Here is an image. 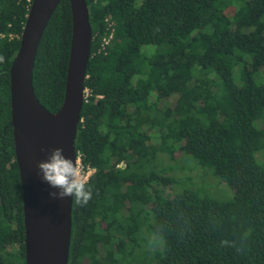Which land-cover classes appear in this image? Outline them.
<instances>
[{
	"label": "trees",
	"instance_id": "trees-1",
	"mask_svg": "<svg viewBox=\"0 0 264 264\" xmlns=\"http://www.w3.org/2000/svg\"><path fill=\"white\" fill-rule=\"evenodd\" d=\"M30 3L0 0V264H24L9 68ZM86 3L92 40L75 151L92 169L93 195L72 202L68 264H264V0ZM71 25L60 0L36 51L33 88L51 112L63 100ZM177 150L180 169L199 166L232 196L172 175ZM154 231L165 244L149 243Z\"/></svg>",
	"mask_w": 264,
	"mask_h": 264
},
{
	"label": "water",
	"instance_id": "water-1",
	"mask_svg": "<svg viewBox=\"0 0 264 264\" xmlns=\"http://www.w3.org/2000/svg\"><path fill=\"white\" fill-rule=\"evenodd\" d=\"M60 0H31L9 68L10 117L24 223V264H68L71 197L54 199L37 163L54 148L76 162L75 138L85 97L92 29L86 0H69L71 38L60 107L51 112L35 95L32 72L39 41Z\"/></svg>",
	"mask_w": 264,
	"mask_h": 264
},
{
	"label": "clouds",
	"instance_id": "clouds-1",
	"mask_svg": "<svg viewBox=\"0 0 264 264\" xmlns=\"http://www.w3.org/2000/svg\"><path fill=\"white\" fill-rule=\"evenodd\" d=\"M4 57L0 56V63ZM38 173L43 181L55 191L49 193L54 199H65L71 197L76 205L84 206L92 199V189L88 187V181L84 179L82 169L73 159L64 155L62 148H54L47 155V158L37 163ZM150 244L163 245L166 243L162 232L154 231L151 234ZM222 245L227 242L221 241ZM235 247V243L232 244ZM237 251L241 249L237 247Z\"/></svg>",
	"mask_w": 264,
	"mask_h": 264
},
{
	"label": "rangeland",
	"instance_id": "rangeland-1",
	"mask_svg": "<svg viewBox=\"0 0 264 264\" xmlns=\"http://www.w3.org/2000/svg\"><path fill=\"white\" fill-rule=\"evenodd\" d=\"M260 74L262 75L263 79H264V68L260 69ZM175 101V96H171L166 98V100L162 99L160 101H158L159 106L165 104L167 105H173ZM154 132V131H153ZM154 140V139H153ZM154 142L156 143V141L154 140ZM180 156V151H176L174 153V159H169V161H167L168 163L172 164V169L170 170V173L172 175H176V176H186L184 178V182L187 184H190L191 186L193 184H197L198 187H203L204 188V192H208V193H213V194H217V196L220 199H229L230 196H232L230 188L223 182L221 181L218 177L216 176H212L210 174H203L202 169L199 166L194 167L192 165V168H186V166L184 168H179L178 165L182 164L181 159H179ZM257 159L264 164V150L260 153H257ZM166 162V163H167ZM184 162V161H183ZM179 163V164H178ZM123 163H120V166H123Z\"/></svg>",
	"mask_w": 264,
	"mask_h": 264
},
{
	"label": "built area",
	"instance_id": "built-area-1",
	"mask_svg": "<svg viewBox=\"0 0 264 264\" xmlns=\"http://www.w3.org/2000/svg\"><path fill=\"white\" fill-rule=\"evenodd\" d=\"M111 36H112V32L109 34L108 38H104V43L102 45L103 47H104L105 44L108 43V41L111 38ZM76 163L82 169V172H83V175H84V179L86 180L88 175L92 172V169L88 168V167H87V169L83 168L82 164L80 163L79 156L76 158Z\"/></svg>",
	"mask_w": 264,
	"mask_h": 264
}]
</instances>
